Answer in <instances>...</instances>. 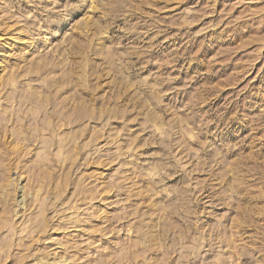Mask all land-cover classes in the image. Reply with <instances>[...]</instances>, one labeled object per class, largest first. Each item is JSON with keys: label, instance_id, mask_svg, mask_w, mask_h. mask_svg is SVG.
Wrapping results in <instances>:
<instances>
[{"label": "rangeland", "instance_id": "obj_1", "mask_svg": "<svg viewBox=\"0 0 264 264\" xmlns=\"http://www.w3.org/2000/svg\"><path fill=\"white\" fill-rule=\"evenodd\" d=\"M0 264H264V0H0Z\"/></svg>", "mask_w": 264, "mask_h": 264}, {"label": "bare ground", "instance_id": "obj_2", "mask_svg": "<svg viewBox=\"0 0 264 264\" xmlns=\"http://www.w3.org/2000/svg\"><path fill=\"white\" fill-rule=\"evenodd\" d=\"M24 191H25V190H24ZM24 191H23V192H24ZM23 194H24V193H23ZM21 196H22V195H21ZM23 198H24V195H23ZM21 199H22V198H21ZM20 204H21V203H20ZM23 207H24V206H23Z\"/></svg>", "mask_w": 264, "mask_h": 264}]
</instances>
